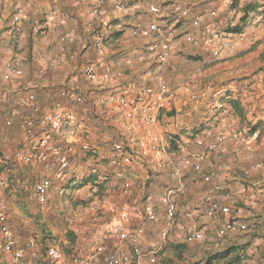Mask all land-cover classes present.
Wrapping results in <instances>:
<instances>
[{
	"label": "crops",
	"instance_id": "1",
	"mask_svg": "<svg viewBox=\"0 0 264 264\" xmlns=\"http://www.w3.org/2000/svg\"><path fill=\"white\" fill-rule=\"evenodd\" d=\"M87 1L59 0L57 8L53 5L56 9L51 22L43 26V21L38 25L37 15L47 8L49 0H0V115L13 121L21 118L19 140L29 147L22 139V120L29 118V130L35 136L42 135L46 131L39 123L43 116L63 111L80 123L74 141V155L79 160L86 156L82 144H100L107 138L124 139L127 119L143 117L141 114L132 117L127 107L116 104L115 99L121 93L143 94L148 104L166 100V110L159 114L177 113L186 127L175 136L178 145L169 142V147L176 149L172 159L181 168V174L173 175L169 166L159 170L148 166L150 172L146 174L138 170V177L134 175L138 186L131 192L132 199L115 207L118 211L125 209L126 228L143 229L137 245L146 255L154 250L156 264H264V173L245 175L250 165L264 162V0H256L254 5L262 12L246 26L251 14L242 7L243 0H123L124 5L132 4L128 6V16L115 8L114 0H105L100 17L90 13ZM149 4L163 10L158 19L148 13ZM187 8L190 14L183 17L181 10ZM108 23L121 24L122 28L107 30ZM151 23L161 28L164 37L132 35V28L142 29ZM226 26L230 27L226 30L240 28L244 40L236 32L219 39L218 29ZM14 27L21 30L15 33ZM204 28L206 35L202 34ZM98 37L105 42L101 53L95 48ZM162 39L169 44L167 52L161 49ZM229 40L228 49L218 54V46ZM164 53L166 59L161 62L159 56ZM8 61L9 67H21L23 74L3 75ZM88 65L94 68L93 80L85 76ZM184 84L189 86L188 91L181 88ZM219 103L230 108L228 116L220 120L211 112ZM239 122L251 123L250 131L259 130V144L257 141L249 146L251 142L240 141ZM210 125L214 137L226 138L220 153L207 151L194 142L193 129ZM153 131L165 139L172 132L163 120ZM132 133L135 137L143 134L141 121L133 124ZM11 138L6 136L3 140ZM56 139L60 143L71 140L66 130L57 133ZM204 140L206 144L212 138ZM199 154L204 156L201 161L196 158ZM87 158L88 163L100 161L94 160L95 156ZM208 173L218 177L205 183L203 176ZM79 179L77 176L74 184ZM214 184L221 185L219 193L212 190ZM247 184L257 188L253 207L239 204L242 188ZM167 187H179L181 192L175 196L177 215L167 237L162 239L160 233L167 222L160 197ZM206 196L240 208L236 230L220 233L225 217L206 215L203 203ZM148 209L155 220L148 219ZM187 213L192 218H187ZM109 220L105 211L101 223ZM192 225L203 236L201 241H186L181 226ZM102 228V224L93 225L88 236L95 233L98 243L97 235ZM132 247L130 241L109 238L101 259L92 262L106 264L109 255L129 254ZM12 261L13 255L5 253L0 264ZM127 264L136 263L133 260Z\"/></svg>",
	"mask_w": 264,
	"mask_h": 264
},
{
	"label": "built area",
	"instance_id": "2",
	"mask_svg": "<svg viewBox=\"0 0 264 264\" xmlns=\"http://www.w3.org/2000/svg\"><path fill=\"white\" fill-rule=\"evenodd\" d=\"M213 117L217 119H224L228 116L230 108L226 103H219L212 109ZM168 113L150 115L145 117L127 119L128 123L125 125L126 135L124 139H117L112 141L110 145L109 155H102L103 160L109 159L113 165L121 168H133L139 167L148 169L151 166L152 169L159 170L164 167H171L173 175H180L181 168L174 165L172 157L175 155L176 149L169 147V142L174 141V144L178 143L175 136L185 131L186 127L182 122L181 117L176 114L168 115ZM165 122L166 127L172 131L168 139L159 136L153 130L160 125L161 121ZM141 121L143 124V134L140 137L133 135V124ZM212 126L205 129H193L194 142L198 147H205L207 151L220 153L223 150L225 143L224 135L213 136ZM77 129L66 130L71 140L60 143L56 140V134L61 132H53L42 135L30 136L22 138L25 144L29 145V150L26 152L19 151L15 153L17 161L24 165H31L35 167H43L52 172L53 177L56 180L64 179L71 167V157L75 153L74 141L77 134ZM205 138H212L209 143L205 144ZM259 138V132L249 131L246 136H241L240 141L244 144H249ZM176 142V143H175ZM178 145V144H177ZM82 151L87 153L90 157L98 155L96 147L89 143L82 144ZM198 161H201L204 156L197 155ZM199 169V166L195 167ZM264 173V162H257L248 167L245 170V175L252 172ZM218 177L215 173H208L203 176V182L211 183L212 179ZM5 186L4 179L0 171V190ZM51 187V179L49 177L40 178L34 186V198L43 210L47 203L48 192ZM124 191H129L132 188L130 181H125L122 184ZM256 185L247 184L244 185L239 196V204L242 206L253 207L255 205L254 192ZM212 190L219 193L222 190L220 184H214ZM181 192V188L167 187L163 191L160 202L164 206L165 220L167 227L160 233V237L165 239L169 232V226L174 221L177 215V206L175 202V196ZM147 200H150L147 197ZM205 205V213L210 218H216L221 215L224 216L221 234L234 231L238 228V221L236 216L240 212L238 207H230L229 205H223L220 201L206 196L203 198ZM108 209V210H107ZM107 215L109 221L101 223V216L99 214L98 205H84L80 208V212L89 217L90 222L93 225H101L102 230L98 232V243L93 248L89 259H76L74 264H94L92 261L99 258L105 250V242L109 238H116L119 241H130L133 244L131 253L112 254L106 258V264H127L131 261H135L136 264H156L155 251L151 250L149 255L141 252L137 243L143 236V229L136 228L130 231L126 228L123 218L124 208L120 211L115 207L109 206L107 208ZM147 217L149 220H155V215L151 209L147 210ZM187 218H192L191 213L186 214ZM101 223V224H100ZM181 230L186 232L185 239L187 242L201 241L203 236L199 231L192 226H181ZM29 246V244H27ZM11 253L13 255L12 264H25L22 260V251L16 246V239L9 226L8 209L4 202H0V259L3 254ZM146 255V256H145ZM47 264H63L64 258L62 252L56 246H49L45 252Z\"/></svg>",
	"mask_w": 264,
	"mask_h": 264
},
{
	"label": "rangeland",
	"instance_id": "3",
	"mask_svg": "<svg viewBox=\"0 0 264 264\" xmlns=\"http://www.w3.org/2000/svg\"><path fill=\"white\" fill-rule=\"evenodd\" d=\"M243 1L245 2L242 7H246L245 10H248V13L251 14V16H247L248 18L244 24L246 26L248 21L252 22L255 20L256 14L261 13L262 10L258 9L259 7L256 8L254 5L256 0H251L250 2L249 0ZM58 4L59 0H49L47 8L37 15L38 25L42 21L43 26L48 24L44 21V17L47 14L53 13ZM131 5L127 3L124 5L123 3V9L119 11L127 14L129 12L128 6ZM90 13L95 16L91 8ZM189 14L190 11L188 9V16ZM228 28L230 27L226 26L222 30L218 29L219 39H224L228 34L232 35V33L227 32L226 29ZM19 29L21 30L20 27ZM237 35H242L244 40L242 33H238ZM15 40L17 41V38ZM9 65L10 62L8 61L6 66H4L3 75L5 72L6 74L7 72L10 73V75L23 74L10 71L12 68L21 69V67H9ZM262 98L260 97L259 99ZM171 107L173 108V106ZM116 110L120 114L123 113L118 107ZM20 121L21 118L13 121L10 118H5L3 114L0 115V171L5 183L4 188L0 190V202H4L7 206L9 226L15 236L16 246L22 251V260L25 264H29L28 261H31V264H47L45 252L49 246H56L62 252L64 258L63 264H74L76 259H89L93 248L96 246L97 238L95 233L92 237L88 236L93 225L90 223L89 217L80 213V208L84 205L92 204L98 205L100 209L107 212L108 209L106 210L105 207H121L124 204H128L132 199V190L137 189L138 186L135 182L137 180L135 177H138V173L146 174L150 171L137 166L133 168H121L111 164L110 160L109 163H106L108 160H103L101 156L109 155L112 141L117 140L115 138H107L106 141L100 144L90 142L98 150V156H95L93 159H99V162L88 163V155L82 156L79 159L81 161H79L77 155H74L71 157V170L68 172V175L62 180H56L51 171L43 167L24 165L16 160L14 156L16 152H26L30 149L27 145L23 146L19 140L21 132ZM42 121L43 119L39 123L43 124L45 128H49L45 122L41 123ZM72 121L76 124L77 128L80 126V123H76L73 119ZM239 125V135L241 134L242 136H246L252 128V124L249 122H239ZM31 135L35 136V133L31 131ZM239 135L237 136L239 137ZM6 136H12V138L5 141L3 139ZM257 141L259 144L260 139L258 138L251 142L249 146L257 144ZM77 176L80 177L78 183L90 178H95V180H93L94 182L91 180L83 186L69 184ZM42 177H49L51 179L47 203L43 210L40 209L34 198L35 183ZM125 181H130L132 184V188L129 191H124L121 187ZM25 251L28 252V255H25ZM108 255L106 252L105 256L107 257ZM102 258L104 259V256Z\"/></svg>",
	"mask_w": 264,
	"mask_h": 264
},
{
	"label": "bare ground",
	"instance_id": "4",
	"mask_svg": "<svg viewBox=\"0 0 264 264\" xmlns=\"http://www.w3.org/2000/svg\"><path fill=\"white\" fill-rule=\"evenodd\" d=\"M89 3V7L92 10V13L96 16V17H100L102 16L104 10H103V5L105 3V0H88L87 1ZM115 3V8L117 10H122L123 9V2L122 0H114ZM77 3H74V5H76ZM20 10V9H19ZM17 10V11H19ZM148 13H150V15L152 17H154V19H158L159 16L161 15V7H159L158 5L155 4H149L147 7ZM163 11V10H162ZM52 14V13H51ZM51 14H45L46 16L44 17V21L46 23L51 22L52 20V15ZM181 15L183 17L188 16V9H183L181 10ZM106 28L108 30H118L122 28L121 24H107ZM19 29L17 27L13 28V31L15 33H18ZM132 35L133 36H151L153 34L155 35H159V36H163V33L161 31V28L156 24V23H151L149 25H147L146 27L140 29L139 27H135L132 28ZM203 35L207 34V29L204 28L202 31ZM230 40L229 41H224L222 42L217 49V53L220 54L222 52H224L225 50L228 49V47L230 46ZM161 49L163 52H167V50L169 49V44L162 40L161 41ZM105 47V42H104V38L102 37H98L95 40V48L98 52L101 53V51H103ZM166 54H162L159 56V60L161 62H164L166 59ZM12 68L10 71H14L15 73L18 74H22L23 71L20 68L14 69ZM85 75L87 77V79L89 80H93L95 78V74H94V68L90 65L86 66V70H85ZM181 88L183 89V91H188L189 90V86L184 84L181 86ZM169 94V93H168ZM170 96V95H169ZM33 96L30 97V99H32ZM116 103L120 106V107H127L132 115V117H135L138 114L143 115V117L145 116H150V115H156L159 114L161 112H165L166 110V100H161L159 103H155V104H148L145 102V96L143 94H133V95H129L128 93H121L119 96L116 97ZM46 125L49 126V128H46V131H44L43 134H47V133H53V132H59L63 129H76L77 126L76 124L73 123L72 118L70 116H68L67 114L63 113V111H51V112H47L44 117H43V121L41 123H44ZM22 124V128L24 129V133L22 135V138L25 137H30L31 135V131L29 130L31 121L29 118H24L21 122Z\"/></svg>",
	"mask_w": 264,
	"mask_h": 264
},
{
	"label": "trees",
	"instance_id": "5",
	"mask_svg": "<svg viewBox=\"0 0 264 264\" xmlns=\"http://www.w3.org/2000/svg\"><path fill=\"white\" fill-rule=\"evenodd\" d=\"M247 12V11H246ZM227 32H229V33H233V32H236V33H240V28H238V27H236V29H233V30H227ZM85 155H88L87 153H85V152H83ZM75 154V153H74ZM87 157H89V155L87 156ZM109 160V159H108ZM70 170H71V167H70ZM69 170V171H70ZM93 181V180H95V178L93 179V178H90V179H86V180H84L83 182H81V183H77V186H83V185H85L87 182H90V181ZM94 182V181H93ZM69 184H74V181L72 180V182L71 183H69ZM81 213V212H80ZM105 213V210H102V209H100L99 210V214H100V216L102 217L103 216V214ZM83 215V214H82Z\"/></svg>",
	"mask_w": 264,
	"mask_h": 264
}]
</instances>
